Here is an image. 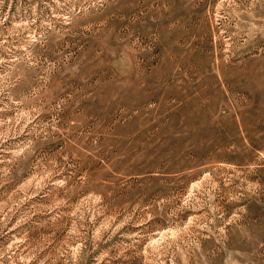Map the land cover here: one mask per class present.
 Returning a JSON list of instances; mask_svg holds the SVG:
<instances>
[{
  "label": "rangeland",
  "instance_id": "1",
  "mask_svg": "<svg viewBox=\"0 0 264 264\" xmlns=\"http://www.w3.org/2000/svg\"><path fill=\"white\" fill-rule=\"evenodd\" d=\"M0 264H264V0H0Z\"/></svg>",
  "mask_w": 264,
  "mask_h": 264
}]
</instances>
